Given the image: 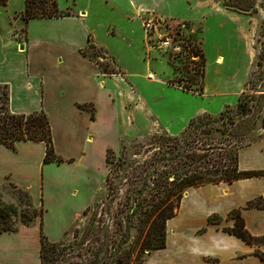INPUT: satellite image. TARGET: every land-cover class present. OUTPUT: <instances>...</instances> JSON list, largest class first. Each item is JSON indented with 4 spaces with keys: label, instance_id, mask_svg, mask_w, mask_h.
Returning a JSON list of instances; mask_svg holds the SVG:
<instances>
[{
    "label": "crops",
    "instance_id": "obj_1",
    "mask_svg": "<svg viewBox=\"0 0 264 264\" xmlns=\"http://www.w3.org/2000/svg\"><path fill=\"white\" fill-rule=\"evenodd\" d=\"M6 4L0 5V19L6 22L0 27V84L7 85L8 109H43L54 150L63 158L44 162L43 140L17 139L13 147L0 142V184L27 189L32 205L43 208L32 225L0 232V264H38L40 223H51L48 217L54 212L56 223L69 228L91 204L107 172L108 148L118 152L123 141L143 139L157 129L178 135L191 118L217 114L234 104L254 63L256 48L247 37L252 15L227 8L222 0H75L71 14L39 18L60 28L36 38L27 29L29 19L25 32L8 40L5 30L12 31L8 20L13 10H2ZM141 7L186 21L200 33V92L167 80L171 67L156 49L148 48L138 18ZM89 42L103 48L116 71L101 69L83 53ZM51 53L71 60L64 61L61 72L60 65L51 71L58 85L50 94L46 87L47 69L54 66L47 58ZM237 168L264 170V136L237 150ZM254 199L264 202V174L187 186L175 214L165 222V245L154 249L153 261L264 264L258 254V249L264 251L262 242L249 243L227 230L235 221L229 212L240 208L245 227L254 236H264V206L248 205ZM212 216L216 219L210 220Z\"/></svg>",
    "mask_w": 264,
    "mask_h": 264
},
{
    "label": "rangeland",
    "instance_id": "obj_2",
    "mask_svg": "<svg viewBox=\"0 0 264 264\" xmlns=\"http://www.w3.org/2000/svg\"><path fill=\"white\" fill-rule=\"evenodd\" d=\"M222 4L252 15V27L247 31V37L256 48L254 63L234 104L221 110L222 116H219L220 112L200 114L212 116V120L208 124H201L199 121V124L191 129L190 135L191 143H194L195 148L198 146V153L205 152L202 146L213 147L214 161L227 169H234L237 165V150L244 144L264 136V0H222ZM22 5L23 0H9L6 6L1 8L4 11L10 8L13 10L8 20L12 31L5 30L8 40L10 37L16 38L26 30V24L21 18L16 21L15 26L16 17L22 9L19 10L18 6ZM58 6L62 11L70 9L75 12V0H58ZM5 24L6 22L0 19V27ZM186 25L181 26L182 37L186 42H190L192 50L194 47H201L200 33L191 27L190 23L186 22ZM27 27L30 35L38 38L42 32H53L61 25L44 24L35 17L30 18ZM93 27L101 29V26ZM50 52L54 53L53 48ZM52 53L51 57L46 56L51 59L50 62L54 61V66L47 69L50 81L46 88L50 94L58 85L55 73L51 71L60 65L61 68L57 70L61 72L66 69L64 63L71 60V57L66 58L56 53L52 56ZM158 53L164 64L168 66L169 63L171 67L167 78L169 82L177 85L189 84L188 87L198 90L201 81L198 70L201 62L198 55L185 58L183 55L172 57L167 52ZM85 54L97 60L101 69L116 71L113 61L105 54L103 48H88ZM58 58L61 59L60 62ZM150 70L159 76L154 67ZM6 91V86L0 84V114L8 110ZM87 107L92 111V106ZM182 133L183 131L178 135ZM167 135L163 130L157 129L145 135L143 139H135L121 145L118 152L112 148V151L106 150L107 172L88 208L75 217L69 228L65 223H56L54 212H50L48 217L51 223H42L43 232L49 240L59 241L60 244L48 248L46 258L38 264H119V261L126 264H156L152 259L154 249H143L142 243L145 238L152 236L151 233L155 230L153 224L156 223L159 211L168 202H176L175 195L165 199V192L162 190L164 185H159L155 180L157 171L163 169L162 174L169 183L176 176L182 175L181 172L188 166L183 165L184 160L188 161L187 158L183 157V161L178 162L177 158L170 157V147L174 143L164 138ZM189 166L204 171L211 167V164L207 161V156H204ZM17 189L11 182L0 184L1 199L15 206L16 211L11 217L18 229L32 225L36 216L30 217L31 219L27 217L32 214L28 190L23 188L27 191V194H24ZM80 191L79 189L76 196ZM25 209L27 210L24 211Z\"/></svg>",
    "mask_w": 264,
    "mask_h": 264
},
{
    "label": "trees",
    "instance_id": "obj_3",
    "mask_svg": "<svg viewBox=\"0 0 264 264\" xmlns=\"http://www.w3.org/2000/svg\"><path fill=\"white\" fill-rule=\"evenodd\" d=\"M7 0H0V5H5ZM70 9L62 11L58 6V0H23V7L19 12V16L23 19L25 24L30 18H42V17H58L64 16L67 14H71ZM96 46L89 42L88 48H95ZM200 56V64H199V73L202 77L204 71V54L202 48L198 49ZM83 53H86L84 50ZM193 61V60H192ZM197 62V61H196ZM105 70V69H104ZM196 72V71H195ZM172 83V82H171ZM5 85V84H4ZM189 85V84H187ZM187 85H180L184 89H189L193 91L200 92L202 90V82L198 86V90L195 88H190ZM7 88V85H5ZM7 93V91H6ZM8 100V93H7ZM222 112H220L219 116H222ZM207 118L205 119L204 117ZM212 116L209 115H197L191 118L186 124L185 128L182 130V135H167L164 138L172 141L174 143L173 146L170 147L172 149V153L170 157L177 158V161H183V157L187 158L188 161L184 160L183 165L187 164L188 166L182 173V175L176 176L169 183L166 180V176H163V169L157 171L156 183L159 185H164L165 199L175 195L176 202L173 201L168 202L158 213V217L156 223L153 224L155 226V230L152 231V236L145 238L142 243L143 249H155L159 247H163L165 245V222L167 218L173 216L179 206V201L182 195L183 190L190 185H197L204 182H216L220 180L231 181L235 178H240L244 176L258 175L264 174V170H239L237 168L227 169L223 167L217 161H214L212 153L215 148L213 147H204L201 148L205 150L203 153H198L195 148L194 143H191V135L190 131L193 127H196L200 121L201 124H208L212 119ZM198 123V124H197ZM206 128V127H205ZM204 130V129H203ZM205 131V130H204ZM17 139H34V140H43L45 142V153L43 157L44 162L48 161H56L60 162L63 158L57 154L54 150V145L52 141V133H51V125L49 118L46 112L43 109L34 110L28 113H14L9 109L3 111L0 114V142L7 144L10 147L14 146V141ZM131 142V141H130ZM129 141H123L122 146L130 143ZM210 150L207 151V150ZM108 151H112L110 148ZM215 155V153H213ZM204 156H207V161L211 164V167H207L204 171L199 170L195 167H190L192 162L198 160ZM212 159V160H211ZM237 162V155H236ZM107 178V176H106ZM13 184V183H12ZM19 192L27 194V191L20 186H17ZM30 200V199H29ZM31 203V201H30ZM175 205V209H174ZM248 205H258L264 206V202L254 199L250 200ZM32 209V214L27 217H35L42 215L43 208L35 207L30 204ZM86 207L84 210H86ZM25 209L24 211H26ZM15 206L12 203L5 202L1 199L0 196V232H13L17 230V226L14 225L11 215L15 213ZM229 215L232 216L235 221L232 227H229L227 230L231 233L236 234L237 236L242 237L249 243L262 242L264 244V236L258 237L254 236L246 227L244 218L241 215V209H233L229 212ZM26 216V215H25ZM31 219V218H30ZM216 219L215 216L210 217V220ZM40 246H39V257L40 261L46 258V251L50 247H55L60 244L59 241H50L47 235L43 232L42 223H40ZM258 254L264 260V251L258 249ZM119 264H126V262L119 261Z\"/></svg>",
    "mask_w": 264,
    "mask_h": 264
},
{
    "label": "built area",
    "instance_id": "obj_4",
    "mask_svg": "<svg viewBox=\"0 0 264 264\" xmlns=\"http://www.w3.org/2000/svg\"><path fill=\"white\" fill-rule=\"evenodd\" d=\"M138 18L144 30L145 42L148 48H154L161 53L167 52L172 57L183 55L185 58H192L199 56L198 49L200 47H194L192 50L190 42H186L185 38L182 37L181 26H187L185 21L167 19L152 10L142 7L138 9ZM152 74L148 73L147 76L152 78Z\"/></svg>",
    "mask_w": 264,
    "mask_h": 264
},
{
    "label": "bare ground",
    "instance_id": "obj_5",
    "mask_svg": "<svg viewBox=\"0 0 264 264\" xmlns=\"http://www.w3.org/2000/svg\"><path fill=\"white\" fill-rule=\"evenodd\" d=\"M221 62V61H220ZM152 76L154 77V75L152 74Z\"/></svg>",
    "mask_w": 264,
    "mask_h": 264
}]
</instances>
